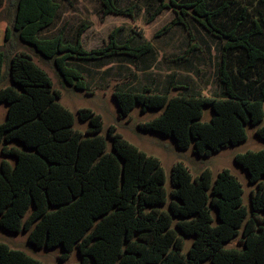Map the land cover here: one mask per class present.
Listing matches in <instances>:
<instances>
[{
    "label": "trees",
    "instance_id": "trees-1",
    "mask_svg": "<svg viewBox=\"0 0 264 264\" xmlns=\"http://www.w3.org/2000/svg\"><path fill=\"white\" fill-rule=\"evenodd\" d=\"M150 19L164 8L175 17L157 33L181 24L186 17L221 41L216 68L222 97L200 93L114 90L119 116L159 109L138 129L170 136L179 149L191 146L208 156L247 138V124L264 139V0H157ZM105 13L130 11L114 0H100ZM12 27L19 39L46 59L53 58L62 80L85 87L80 70L68 59L94 60L113 54L139 57L148 42L117 43L114 30L101 47L85 49L78 30L74 42L62 32L41 37L54 20L56 0H12ZM6 54L0 48V71ZM8 61L11 84L0 87L7 105L0 122V227L27 232L36 248L60 246L64 261L76 249L77 264H264V148L234 155L245 169L250 192L242 202L241 182L227 168L212 178L208 168L193 175L175 161L167 180L158 157L125 139L112 124L102 134V117L77 109L84 131L76 129L73 113L59 101L47 72L25 51ZM212 115L201 120L203 107ZM110 140V148L107 146ZM16 142L17 144H11ZM185 236L190 245L185 250ZM239 236L240 247H228ZM0 264L43 263L0 241Z\"/></svg>",
    "mask_w": 264,
    "mask_h": 264
},
{
    "label": "rangeland",
    "instance_id": "rangeland-1",
    "mask_svg": "<svg viewBox=\"0 0 264 264\" xmlns=\"http://www.w3.org/2000/svg\"><path fill=\"white\" fill-rule=\"evenodd\" d=\"M59 4L53 22L45 28L40 36H52L62 32L65 41L74 42L78 30H82L80 42L85 49L104 46L108 35L114 30L117 43L126 39L131 45L148 42L150 49L139 57L126 54H113L94 60L68 59L66 64L80 70L84 77L85 87L76 89L65 83L58 73L54 59H46L39 55L30 45L22 42L12 27V0H0V48L6 54L0 71V87L11 84L8 76V59L17 51L29 53L36 64L49 75L54 88L60 91L59 101L74 115L73 127L84 131L87 121L79 120L77 109L87 107L102 117V134H106L108 125L112 124L125 139L136 145L147 154L158 157L168 180L170 169L175 161H182L193 175L203 168H208L214 178L218 171L227 168L241 182L242 202L247 207L250 203V192L256 188L255 183L248 182V174L234 162V155L246 150L264 148V139L254 133L255 126L247 124L246 140L227 145L218 152L208 156H198L192 152L191 146L179 149L170 136L153 131L140 130L139 122L156 116L159 109L139 110L136 104L128 116H119L114 90L130 89L141 91L144 81L153 79L154 86L161 89L165 83L174 82L171 94L200 93L207 96L222 97L216 68L220 58L221 41L206 32L191 17H186L189 29L181 24H172L168 30L157 33L164 25L175 17V9L164 8L153 19L150 14L157 5V0H114L124 13H105L100 0H56ZM149 78V79H148ZM130 85V86H128ZM153 85V83H152ZM156 89V92H163ZM7 105L0 102V122L5 119ZM264 110V104H263ZM212 115L211 108L203 107L201 120H208ZM11 144H17L12 142ZM110 148V140L107 138ZM7 159L11 163L14 157L0 152V160ZM0 241L12 248L21 249L43 263L77 264L79 255L73 249L66 260L61 261L58 255L60 246L50 249L36 248L27 241V232H9L0 227ZM190 237L185 236V250L190 245ZM228 247H240L239 236L226 244ZM204 264H209L205 262Z\"/></svg>",
    "mask_w": 264,
    "mask_h": 264
},
{
    "label": "crops",
    "instance_id": "crops-1",
    "mask_svg": "<svg viewBox=\"0 0 264 264\" xmlns=\"http://www.w3.org/2000/svg\"><path fill=\"white\" fill-rule=\"evenodd\" d=\"M148 79H149V78H148ZM152 83H153V85H152ZM154 83H155V82H154L153 79H149V80H146V81L143 82L142 87H143L144 85H150L152 91L156 92L155 90L158 89V88H156V87L154 86ZM169 83H170V82H169ZM169 83H168V84H169ZM168 84L165 83V85H164L161 89H158V90H162V91L167 90ZM128 86H130V85H128Z\"/></svg>",
    "mask_w": 264,
    "mask_h": 264
}]
</instances>
